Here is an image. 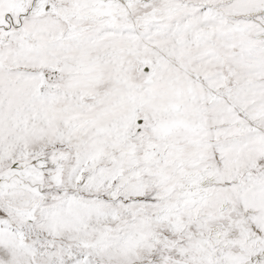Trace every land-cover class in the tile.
Instances as JSON below:
<instances>
[{
	"label": "snow or ice",
	"instance_id": "snow-or-ice-1",
	"mask_svg": "<svg viewBox=\"0 0 264 264\" xmlns=\"http://www.w3.org/2000/svg\"><path fill=\"white\" fill-rule=\"evenodd\" d=\"M0 264H264V0H0Z\"/></svg>",
	"mask_w": 264,
	"mask_h": 264
}]
</instances>
